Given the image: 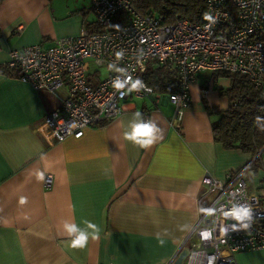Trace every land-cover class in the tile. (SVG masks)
Masks as SVG:
<instances>
[{
	"label": "crops",
	"instance_id": "obj_1",
	"mask_svg": "<svg viewBox=\"0 0 264 264\" xmlns=\"http://www.w3.org/2000/svg\"><path fill=\"white\" fill-rule=\"evenodd\" d=\"M90 6V0H0V64L12 48L48 47L91 28ZM229 86L225 75L198 72L179 118L167 95L129 96L117 116L84 128L80 137L56 140L38 127L67 96L66 87L35 90L0 70V264H172L201 211L203 177L224 180L246 168L253 173L244 176L248 191L264 199V176H258L264 160L251 168V154L213 138L212 123L229 105L220 90ZM137 111L160 129L148 148L124 138ZM37 169L51 175L49 186L36 180ZM69 219L97 224L99 238L70 248L62 232ZM233 257L237 264H264V249Z\"/></svg>",
	"mask_w": 264,
	"mask_h": 264
},
{
	"label": "built area",
	"instance_id": "obj_2",
	"mask_svg": "<svg viewBox=\"0 0 264 264\" xmlns=\"http://www.w3.org/2000/svg\"><path fill=\"white\" fill-rule=\"evenodd\" d=\"M204 1L205 13L212 19L194 24L184 19L164 23L139 13L131 0H90L95 30L83 26L75 36L57 38L48 47L12 48L0 68L6 66L35 90L54 93L66 87L67 96L38 127L48 139L56 140L80 137L84 128L117 116L129 96L159 100L161 94L143 79L150 92L142 89L121 96L123 90L112 87L117 78H139L147 64L176 71V90L167 94L175 118L190 104L189 87L198 72L243 74L264 95V0ZM117 52L123 56L117 58ZM86 60L97 67L115 64L125 71H108L100 78L96 70L89 73ZM245 169L226 173L224 180L203 177L205 187L197 198L201 211L182 242L186 254L181 264H237L233 253L264 249V199L248 191ZM51 179L46 174L44 184L49 186ZM234 206L253 209L248 229L232 228L236 222L225 213ZM205 231L211 232L209 238L202 235Z\"/></svg>",
	"mask_w": 264,
	"mask_h": 264
},
{
	"label": "trees",
	"instance_id": "obj_3",
	"mask_svg": "<svg viewBox=\"0 0 264 264\" xmlns=\"http://www.w3.org/2000/svg\"><path fill=\"white\" fill-rule=\"evenodd\" d=\"M131 3L139 13L151 14L164 23L184 19L190 23L201 24L204 20V0H131ZM119 21L120 19L117 23ZM94 22L91 28H86L95 30ZM0 70L8 75L13 74L6 66H2ZM94 74L95 72L92 75ZM215 75L229 77L230 86L220 90L227 97L229 105L212 123L213 138L226 149H239L251 154L254 159L250 167L256 168L260 164V151H264V95L243 74ZM139 78L164 95L174 92L177 87L176 71L163 65L147 64Z\"/></svg>",
	"mask_w": 264,
	"mask_h": 264
},
{
	"label": "clouds",
	"instance_id": "obj_4",
	"mask_svg": "<svg viewBox=\"0 0 264 264\" xmlns=\"http://www.w3.org/2000/svg\"><path fill=\"white\" fill-rule=\"evenodd\" d=\"M204 19L211 20L212 17L207 13L204 14ZM117 58L123 56V52L116 53ZM120 71L124 72V69H117L115 64H109L106 71ZM112 87L117 91H121V96L132 93L133 91L139 92L142 89L151 91L147 88L143 80L137 78L132 79L131 76L121 80L117 78ZM259 119V118H257ZM264 130V129H262ZM160 129L152 119H145L143 114L139 111L133 114L131 121L127 125V130L124 132V138L134 145L140 148H148L157 139H159ZM33 175L37 181H45V173L39 169L35 170ZM21 204L26 203V197H21ZM226 217L231 218L236 222L232 225L233 229L237 227L248 229L253 216V209L250 206H234L230 212L225 213ZM248 221L249 223H246ZM84 227H81L73 220H64L62 223L63 235L67 237V245L72 249H84L88 246L90 239L97 240L99 238L101 229L100 227L90 220L82 221ZM227 231V229H223ZM205 238L211 236V232L205 231L202 233ZM157 243L160 246H164L166 241L160 235H157Z\"/></svg>",
	"mask_w": 264,
	"mask_h": 264
},
{
	"label": "rangeland",
	"instance_id": "obj_5",
	"mask_svg": "<svg viewBox=\"0 0 264 264\" xmlns=\"http://www.w3.org/2000/svg\"><path fill=\"white\" fill-rule=\"evenodd\" d=\"M92 15H93V17H94L93 12H92ZM86 62H88V64H89V71H90V73H93V72L96 70L97 73H98V75H99L100 77H104L105 75L108 74V71H106V69H107L106 66H99V67H97V66H95V65L93 64V62H92L91 60H86ZM261 160H264V152H262ZM262 168H264V167H262ZM262 172H264V170L261 169V170L258 172V176H260V175L264 176V174H262ZM251 174H253V173H251L250 170H247V171H245L244 176H251ZM256 182H257V179H256ZM255 188H256V187H255V185H254V189H255Z\"/></svg>",
	"mask_w": 264,
	"mask_h": 264
},
{
	"label": "water",
	"instance_id": "obj_6",
	"mask_svg": "<svg viewBox=\"0 0 264 264\" xmlns=\"http://www.w3.org/2000/svg\"><path fill=\"white\" fill-rule=\"evenodd\" d=\"M185 254L186 250L182 249L180 253L176 256V258L173 260L172 264H181Z\"/></svg>",
	"mask_w": 264,
	"mask_h": 264
}]
</instances>
